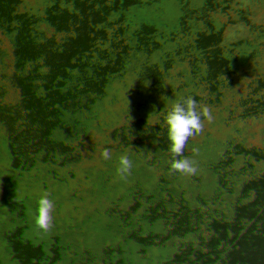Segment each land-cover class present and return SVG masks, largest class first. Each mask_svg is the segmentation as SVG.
<instances>
[{
	"label": "rangeland",
	"instance_id": "374dc122",
	"mask_svg": "<svg viewBox=\"0 0 264 264\" xmlns=\"http://www.w3.org/2000/svg\"><path fill=\"white\" fill-rule=\"evenodd\" d=\"M103 2L87 13L96 50L84 61L95 63L87 78L56 67L62 41L37 45L34 21L21 14L0 25V264H170L181 242L200 238L212 239L205 264H234L242 254L264 261V133L254 136L255 119H234L231 106L213 126L191 92L206 78L194 83L188 69L199 43L212 39L208 24L240 0H164L171 25L141 37L150 107L138 117L104 77L119 50L103 35L131 0ZM260 45L264 64V38ZM192 118L202 122L198 132L216 127V138L191 133ZM142 141L150 151L137 165L127 155ZM167 144L173 153H162ZM46 217L63 243L47 258L38 245Z\"/></svg>",
	"mask_w": 264,
	"mask_h": 264
},
{
	"label": "clouds",
	"instance_id": "9594fccd",
	"mask_svg": "<svg viewBox=\"0 0 264 264\" xmlns=\"http://www.w3.org/2000/svg\"><path fill=\"white\" fill-rule=\"evenodd\" d=\"M75 0H6L0 10V25L9 17L23 15L32 20V30L37 45L47 44L53 39L62 41V47L53 55L56 67H64L83 73L86 78L95 69V63L84 61L96 55L92 46L94 25L89 22L88 9L91 5L105 9L103 0H87L86 6L74 8ZM188 2V0H187ZM186 2V3H187ZM9 6L5 11V6ZM177 6V5H176ZM175 6V9H176ZM164 0H131L124 13L112 20V28L105 33L102 42L105 47L115 46L119 55L110 59V67L104 77L114 87L113 99L126 105V114L138 117L149 109L148 86H142L139 69L145 63V44L141 37L165 27L171 18ZM175 17L179 18L176 15ZM212 39L201 41L197 55L188 65L190 79L195 83L206 78L207 86L191 89L198 94L195 103L201 106V114L210 118L213 126L226 119L228 108L234 109V119L252 117L256 122L249 128L254 136L264 133V85H256L261 78L258 72L264 64L257 62L256 51L264 38V0H240L232 13L221 14L208 24ZM178 43L188 46L190 41L183 35ZM85 67L87 72L84 71ZM185 78H189L184 73ZM231 93V98L226 93ZM212 239H193L181 242L175 251L169 253L170 264H205L204 246ZM216 264H221L216 260ZM234 264H264V261L249 259L246 255L236 258Z\"/></svg>",
	"mask_w": 264,
	"mask_h": 264
},
{
	"label": "trees",
	"instance_id": "16d2710c",
	"mask_svg": "<svg viewBox=\"0 0 264 264\" xmlns=\"http://www.w3.org/2000/svg\"><path fill=\"white\" fill-rule=\"evenodd\" d=\"M201 125H202L201 121L196 120V118H192L191 124H190V128H191L190 132L191 133H202L203 138L207 139L209 142L213 141L216 138V136L218 135V129L216 127H211L208 130H204V131L202 130V131L198 132ZM206 125H208L207 122H206ZM145 143H146L145 141H142L141 145H138L137 147H135L127 155L128 157L133 158V160L135 159L137 165L146 164L145 162H142V160L140 159L143 157L147 159V157L149 155L150 149H148V146H145L146 145ZM162 153L171 154V153H173V151L171 150V147L167 144L163 147ZM130 163H133V162H130ZM123 166L125 167V165H123ZM141 171H146V169L143 168V170H141ZM53 200H54L53 196L49 197L47 206H51L53 204ZM66 213H67V215L71 214L69 208L67 209ZM46 219H47V217H46ZM47 225L48 226L45 228V230L38 231L39 232L38 236L41 237V238H39V241H38V243H39L38 245H40L39 248H41L40 252H41V255L43 257H46V258L50 257L52 252H54L55 250H59L61 248L60 244L63 245V243L58 240L59 239L58 231L55 228V223L52 224V220H50V217H48V219H47Z\"/></svg>",
	"mask_w": 264,
	"mask_h": 264
}]
</instances>
